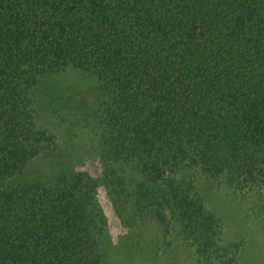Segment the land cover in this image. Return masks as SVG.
<instances>
[{
	"label": "trees",
	"instance_id": "16d2710c",
	"mask_svg": "<svg viewBox=\"0 0 264 264\" xmlns=\"http://www.w3.org/2000/svg\"><path fill=\"white\" fill-rule=\"evenodd\" d=\"M66 69L91 93L47 81ZM198 178L264 193V0H0V264H103L100 184L121 220L235 264Z\"/></svg>",
	"mask_w": 264,
	"mask_h": 264
},
{
	"label": "rangeland",
	"instance_id": "374dc122",
	"mask_svg": "<svg viewBox=\"0 0 264 264\" xmlns=\"http://www.w3.org/2000/svg\"><path fill=\"white\" fill-rule=\"evenodd\" d=\"M55 85L74 88L86 95L93 90L92 79L85 73L66 69L47 79ZM43 84L35 88L38 120L45 125L52 121L41 107L46 100ZM91 97L87 100L88 103ZM75 168L93 177L100 176V165L94 155H85L75 161ZM195 188L205 208L218 216L221 224V241L239 242L235 264H264V193L233 194L213 181L198 178ZM96 197L106 220L107 234L112 246L103 264H212L203 263L191 246L175 241L171 233H161L151 220H125L118 215L106 188L100 184Z\"/></svg>",
	"mask_w": 264,
	"mask_h": 264
}]
</instances>
